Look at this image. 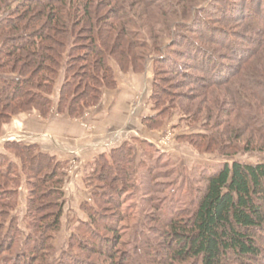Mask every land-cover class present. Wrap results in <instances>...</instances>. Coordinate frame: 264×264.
Instances as JSON below:
<instances>
[{"label": "trees", "instance_id": "trees-1", "mask_svg": "<svg viewBox=\"0 0 264 264\" xmlns=\"http://www.w3.org/2000/svg\"><path fill=\"white\" fill-rule=\"evenodd\" d=\"M12 2H15L13 7ZM145 2L0 0V6L6 7V13L0 19V124L10 114L30 107H36L46 115L45 108L50 102L47 93L55 81L59 59L75 33L86 35V49H83L87 52L77 58L87 64L78 67L79 71L77 68L63 82L59 101L61 112L65 107L72 115L78 114L79 110L82 112L88 103L97 101L102 82L114 83L109 59L115 60L123 69H142L147 61L144 47L137 45L133 30L128 33L126 25L132 23L140 27L137 22L141 15L148 13L145 9L149 6H155L167 15V18L157 20V24L167 25L171 16L166 4H158L155 0ZM103 6L106 10L102 12ZM258 14L252 11L241 19L253 27L254 32L264 35V20ZM112 17L114 20L110 21ZM51 33L61 35L62 40ZM231 43L235 42L231 39ZM74 46L72 49L78 50L77 44ZM234 48L239 54L237 60L249 62V52ZM259 50L264 54L263 46ZM200 53L208 57V66L201 69L211 76L208 84L235 85L231 91L239 99V109H247L252 103L242 98H246V90L264 102V80H261L264 79V65L256 72L260 77H256L254 72L244 68L246 62L241 69L244 77L234 78L229 74L232 64L218 61L212 53ZM9 73L18 75L8 77ZM236 81H239L237 85ZM154 98L156 100L157 96ZM260 117L263 116H252V123L257 125ZM145 121L149 125V119ZM261 128L262 139L258 142L264 145V127ZM249 143L253 144V141ZM6 148L20 160L21 170L31 185L23 219L29 233L22 238L19 222L11 215L17 206L22 171L6 155L0 154V264H53L48 261V253L53 248L52 235L60 224L67 163L39 151L35 144L11 141L6 143ZM130 155L131 150L121 146L110 151V160L103 155L98 158L89 180L95 182L94 201L104 206L102 209L86 206L89 221L78 226L77 235L73 236L75 244L71 246L79 250V254L70 250L63 254L59 264H130L128 254L118 250L121 236L112 225L113 221L120 222L124 217L120 210L122 193L133 187L129 179L131 172L123 168L124 164L132 162ZM203 181L204 187L193 200L191 209L165 223L160 216H154L159 226L153 237L161 240L162 250L144 237L143 243L137 244L136 252L142 255L139 264H264V161H226L205 175ZM103 188H107L109 194H104ZM12 250L15 252L10 255Z\"/></svg>", "mask_w": 264, "mask_h": 264}, {"label": "rangeland", "instance_id": "rangeland-1", "mask_svg": "<svg viewBox=\"0 0 264 264\" xmlns=\"http://www.w3.org/2000/svg\"><path fill=\"white\" fill-rule=\"evenodd\" d=\"M143 1L146 3L148 0ZM155 2L166 4L167 10L172 11H168L171 16L167 25L157 24V20L167 18V15H163V11L155 6L145 9L148 13L141 15L137 22L140 27L132 23L126 25L128 33L133 30L132 35L136 38L137 45L144 47L147 61L142 69L133 67L123 69L115 60L109 59L114 83L102 82L97 101L88 103L82 112L79 110L78 114L72 115L66 107L61 112L59 101L63 82L69 79L78 67L82 68L87 64L86 61L77 58L87 52L86 35L84 32L78 36L75 33L74 38L71 37L63 48L60 59L58 58L60 62L58 72L47 93L50 102L48 109L45 108L46 115L36 107H30L10 114L9 118L0 124V149L2 147L0 154L6 155L22 171L20 160L12 150L6 148L7 142L35 144L39 151L46 152L41 150L38 144L30 142L32 138L29 137L22 140L7 136V140L3 141L2 129L4 125L10 124L14 117L23 115L29 124L67 119L79 121L81 125L90 129L95 127L91 123L90 113L100 112L103 107L106 109L110 107L107 96L115 98L128 96L124 99L126 98V102L128 99L131 113L133 112L130 130H125L127 134L118 145L97 154L88 163L82 170V183L70 182L76 178L75 174L69 175L73 169V173L75 171L74 160H62L52 155L57 160L67 163V173L63 185V208L59 228L50 240L53 246L48 253L50 263H61L63 254L70 250L79 254V250L71 246L75 244L73 236L77 235L78 226L89 221L86 206H99L101 209L104 206L94 201L92 193L95 182L90 181L89 176L98 164V158L103 155L110 160V151L114 148L122 146L125 150H131L132 162L124 164L123 168L131 172L129 179L133 187L120 197V210L124 217L120 222L112 223L121 236L118 250L128 254L130 264H139L142 255L140 252L137 254V244L143 243L144 237L148 238L153 246L156 244V247L162 250L161 240L157 241L153 237L155 228L159 226L154 216H160L165 223L191 209L193 200L204 187L205 175L226 161L239 160L251 163L264 161V145L258 142L262 139L259 129L264 127V102L246 90V98H242L252 103L247 109H239V99L233 96L231 91L235 85L228 87L224 83L208 84L211 76L201 70L205 65L208 66V63L206 64L208 57L200 53L207 52L209 55L212 53L218 61L232 64L229 74L234 78L239 75L240 78L244 77L241 73L244 66H247L244 68L248 72H254L253 75L260 77L256 72L264 65V54L259 50L262 46L264 48V35L254 32L253 27H249L241 17L254 11L264 20V0H155ZM11 5L13 7L15 2ZM229 7L231 8L228 9ZM101 10L103 12L106 7L103 6ZM5 13L6 7L2 4L0 19ZM112 20L114 17L110 18V21ZM153 26L155 29H152ZM51 34L62 40L61 35ZM231 39L234 44L231 43ZM47 43L55 46L57 50H62L51 41ZM74 44H77L78 50L72 49ZM157 44L160 45L157 47ZM234 46L245 50L244 53L246 51L250 53L247 54L251 55V58L247 59L249 62L237 60L239 54L235 53ZM52 54L54 55V52ZM209 64L212 65L211 62ZM16 75L18 73L7 74L8 77ZM154 96H157V101ZM111 103L115 105L114 102ZM158 104L160 105L157 106ZM245 114L249 116L246 117ZM257 114L263 117L254 125L252 116ZM147 118L149 125L145 121ZM117 133L114 129L109 136L114 138ZM250 140L256 146L249 143ZM121 176L124 178V174ZM19 178L17 206L11 215L19 222L23 238L29 233L23 219L31 185H28L23 171ZM108 192L107 188H103L104 194H109ZM113 199L116 201V196ZM101 232L108 234L106 231ZM13 252L15 251L12 250L9 254L12 255ZM82 257L81 259H84Z\"/></svg>", "mask_w": 264, "mask_h": 264}, {"label": "crops", "instance_id": "crops-1", "mask_svg": "<svg viewBox=\"0 0 264 264\" xmlns=\"http://www.w3.org/2000/svg\"><path fill=\"white\" fill-rule=\"evenodd\" d=\"M107 97L110 101L108 109L103 107L100 112L90 113V117H92V122H90L94 124V128L91 127L89 129L81 125L79 121L67 119L43 124L37 121L29 124L24 120L23 115H20V117H14L10 124L4 125L1 132L4 135L3 141L7 140V136L22 138V140H27L26 137H29L32 138L30 142L38 144L44 152L54 155L58 159L74 160L75 171L73 173V169L69 175L75 174L76 178L69 181L71 184L78 181L82 183V170L88 166V163L97 154L118 145L127 134L125 130H130L129 126L133 112L131 113L132 110H130L128 99L126 102L128 96ZM124 97L126 98L124 99ZM111 101L115 105H112ZM109 110L111 111L109 112ZM40 120L43 121L42 119ZM119 128L123 130L120 129L121 132H119ZM114 129L118 133L112 138L109 134Z\"/></svg>", "mask_w": 264, "mask_h": 264}]
</instances>
